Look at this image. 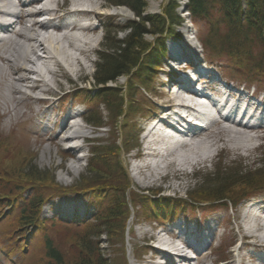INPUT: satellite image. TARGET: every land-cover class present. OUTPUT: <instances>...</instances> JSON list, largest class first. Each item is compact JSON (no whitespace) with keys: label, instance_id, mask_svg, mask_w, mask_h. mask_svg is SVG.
Instances as JSON below:
<instances>
[{"label":"rangeland","instance_id":"obj_1","mask_svg":"<svg viewBox=\"0 0 264 264\" xmlns=\"http://www.w3.org/2000/svg\"><path fill=\"white\" fill-rule=\"evenodd\" d=\"M171 1L178 6L176 14L181 19L182 24L179 23L176 28L170 29L172 30L171 35L167 36V40L166 38L155 40L151 36L144 38L151 48L144 56L147 58L143 57L141 64L148 63L151 69H146L140 65L136 70L143 71L144 69L141 73L143 76L145 71L148 72L145 79H141V82L138 83L133 76L131 78L119 77L116 83H109L106 86L112 90H118L124 103L123 111L127 112L125 117L115 121L109 115L108 108L101 105V99L94 98L92 93L96 90L94 84L96 66L101 62L97 53L107 49L105 39L108 37L115 40L123 39L128 32L121 29L128 22L135 19L134 14L127 7H112L105 0H94V4L96 3L98 6L97 11L101 16L98 20L90 21L92 26L96 27V34L92 35L96 37L95 43H93L95 53H92L87 59L84 56H79L81 66L77 67V72L74 75L58 70L57 80L61 88L54 87V92L57 97L67 93V91L73 95L68 96L66 94L67 96L59 102H56V99L48 110L30 101V107L19 108L14 111V113H17L16 118L13 117V113L5 115L0 109L3 118L0 119V264H50L45 261V258H42L46 239L53 240L55 245H58L59 251H62L66 258L65 262L72 260V257H77V250L69 248L73 241L71 237L77 232L76 224L49 219L41 224L37 223L35 229L20 225V212L25 204L23 195L27 190V184L30 183L23 179V175L27 174L26 169L32 168V170H35L36 168L43 176L44 173L46 174L44 178L48 177L50 179L52 177L55 184L61 187L62 190L46 197L48 195L46 191L49 189L44 188V186L49 187V182L45 179V185L42 184L38 187L39 185L35 184V193H38L37 195L41 194L45 199H51L53 208L56 209V206L59 208L63 202L58 200L60 198L58 195L63 193L64 190L68 192L72 190L71 188L75 189L74 184L79 183L86 176L89 170L88 162L94 151H104V153L109 151L111 155L114 154L111 158L105 156L109 167L111 160L112 166L114 163L118 164V175L109 174L118 177L117 180L125 179V185L121 189L125 190L129 187L128 194L133 191L141 196V191L145 195L137 200H135V197H133V200L131 198L125 199L128 217L130 216L125 226L127 228L130 222V232L125 228L122 245L118 241L111 245L104 237L100 239L101 247L105 248V256L108 257L111 264H146L142 261L148 260L151 255L153 261L159 264L157 259L161 256L155 254L156 250L152 248L153 243H149L150 240L155 242V235L151 231L164 223L160 222L164 220V215L168 216L170 213L174 216L172 210L175 213L174 218L191 222L193 226H204L202 229L207 234L216 230L217 236L222 235L219 246L215 250H211V255L207 253L210 260L208 264H211L210 262L217 260V258L219 261H233V264H251L249 258L256 257L251 247L242 248V245L246 242L242 239L243 233L245 234L244 230L242 232V227L250 226V213L255 210H250L244 218L245 213H247L245 211H248L249 206L256 203V200L264 198V189L259 187L249 189V191L255 192L253 198L232 208L228 207L227 204V207L225 205L223 207L215 205L209 208L206 205H195L193 210L190 207H185L183 210H180V207L171 209L172 206L164 205L162 201L148 198L151 195L150 193L155 192L160 193L161 198L185 200L189 192L195 189L199 190L198 188L203 185V182L213 180L210 177L214 169H233L238 168L240 164L242 167L239 168H243L242 170L253 168L256 165H252V163L259 162L264 153V127L246 131L248 138L253 137V139L246 140L245 145H239L236 139L231 138L233 134L220 132L221 128L226 126V123L222 122L211 129L207 136L205 135L208 138L207 142L212 144L211 150L208 149L209 154H207L210 161L206 164H198L192 168L188 166L183 169L177 166L167 168V166L163 167L162 165L156 175H149L152 169H148L146 166L153 163L139 154L140 152L146 153V147L149 149L156 148V146L150 148L149 143H144V131L146 126L151 124L150 118L159 115L160 111L157 107L165 106L164 102L167 101V98L166 96L163 97V94L169 92L168 94L171 95L179 88L174 87L172 89L168 81L182 80L185 82L191 78L196 80L200 76H195L193 70H197L198 67L200 73L203 74L201 71L207 68L211 73L210 77L219 78V81L222 79L227 84L230 83L229 87L231 88H236L238 91L247 90L249 94L254 90L260 98L264 95V68L255 75L249 74L244 70H235L232 66L234 64L233 58L225 53H207L208 57L206 58L204 52L205 62L211 65V68H208V65L207 67L204 66V64L193 65L197 64L196 60L202 61L200 42L206 31V26L202 23H192L187 10V0ZM165 2L166 0H147L144 16L159 14ZM119 8L124 9L127 13L124 15L116 14V10ZM51 33L57 34L55 31ZM171 44L179 46V50L170 49L169 45ZM192 48H194L193 54H190ZM170 50L175 51V57L169 55ZM182 54H187L189 58L193 55L194 59L192 61H188L184 57L182 59ZM73 55L77 56L76 53ZM180 57L182 60H180ZM189 66H193V68L191 69ZM183 67L191 69V72H182ZM1 68L0 74L4 71ZM199 71L197 70V72ZM29 76L34 78L32 75ZM139 77L141 76L139 75ZM133 83L138 85V88H136V85L131 87ZM184 85H194V82L185 83L183 87ZM0 92L7 95L6 90L0 89ZM44 93L52 98L51 92H42L36 94V96L41 98V94ZM13 97L22 99L18 95ZM77 103H83L82 106L77 107L78 110L84 113L82 118L91 110V114L93 113V116L100 118V122L107 126L101 131H95L93 125L87 122L88 124L84 123L87 136L84 143L80 137L77 138V135H75L72 139H69L70 141L59 143L58 139L56 143L51 144L48 140L51 137L50 135L57 131L65 116L77 110V108L71 109ZM0 104L10 107L11 100L4 98L3 101H0ZM44 111H46L45 114H43ZM57 116L59 119H56ZM10 119L11 122H9ZM53 125H56L55 129H52ZM161 132L158 129L155 138H158ZM205 136H199L198 139ZM161 146L159 144L157 148L160 149ZM76 147L79 150L73 151ZM139 166L143 167L141 173L134 171V168ZM121 171L123 173H120ZM118 194L109 190L97 193L88 191L75 194L76 198H72L68 205L63 206L73 208L75 204L83 200L79 203L84 209L89 210L88 218L90 220L94 212L98 216H102L106 206L108 207L112 202H116ZM121 200L123 204V195H121ZM138 204H140V211H137L139 208L137 209L135 206ZM180 211H183V214L179 215ZM53 212L51 209V213L47 212L46 215H52ZM156 216L159 218L156 219ZM169 220H166L165 223ZM161 227L165 229L163 226ZM140 234L141 236L146 235V239L138 238ZM230 245L233 246L229 248ZM227 257H229V260Z\"/></svg>","mask_w":264,"mask_h":264},{"label":"trees","instance_id":"obj_2","mask_svg":"<svg viewBox=\"0 0 264 264\" xmlns=\"http://www.w3.org/2000/svg\"><path fill=\"white\" fill-rule=\"evenodd\" d=\"M105 1L112 7H127L135 16L134 20L128 22L121 29L128 32L123 39L106 38L107 49L97 53L101 62L96 66L94 77L96 90L92 93L94 98L101 99V105L108 108L109 115L116 121L125 117L127 112L123 111L124 103L118 90H112L106 86L109 83H116L119 77L131 78L133 76L138 83L141 79H145L148 72L145 71L143 76L141 75L144 71L143 68V71L136 70L140 65L151 69L148 63L141 64L143 57L151 48L144 38L146 36H151L155 40L166 38L182 22L176 14L178 6L171 0H166L159 14L146 16L144 13L147 8V0ZM187 10L192 23H202L206 26V31L200 42L206 58L208 57L207 53H225L233 58L234 69L244 70L253 75L261 72V69L264 68V0H187ZM135 71L137 72L135 73ZM134 85L136 84L133 83L131 87ZM87 116V122L94 127L103 125L100 118L93 116V113ZM91 155L86 176L79 183L74 184L75 189L71 188L72 190L68 192L92 191L97 193L109 190L112 193H119L118 198L116 202L106 206L104 214L99 216L95 222H84L77 227V232L71 237L73 241L69 245L70 249L77 250V257H72V260L65 262L66 258L62 251H59L58 245L56 246L53 240L46 239L42 258H45L47 263L111 264L103 254L100 238L105 237L111 245H114L116 241L122 245L125 223L128 218L125 199L133 200L135 197L137 200L141 196L133 191L128 194L129 187L125 190L121 189L125 185V179L117 180L118 177L109 174L118 175L119 173L118 164L114 163L112 166L111 160L110 167L107 165L106 156L111 158L114 154L111 155L109 151L107 153L94 151ZM252 165L256 166L245 168V170L239 168L242 167L241 164L238 165V168L233 169L216 168L210 177L213 180L203 182V185L199 186V190L195 189L189 192L185 200L159 197L158 201L164 202L163 204L169 205V207L172 206L171 209L180 207V210L185 207H190L193 210L195 205L226 206L227 203L238 205L242 200L253 196L255 192L249 191V189L258 187L264 189V153L263 158ZM26 170L27 174L23 175V179L30 182L27 184L29 196L21 208L20 225L35 229V225L39 222V210L45 199L41 194L35 193V184H38V187L42 184L45 185V179H47L49 187L44 186L49 189L46 191L48 194L46 197L54 195L62 188L55 184L52 177L44 178L46 174L44 173L43 176L36 168L35 170L32 168ZM63 193H67V190H64ZM154 194L156 195L153 197L157 196V193L154 192ZM121 195L124 198L123 204ZM180 212L183 213V211ZM172 213L175 215L173 210ZM171 215L169 213L165 219Z\"/></svg>","mask_w":264,"mask_h":264},{"label":"bare ground","instance_id":"obj_3","mask_svg":"<svg viewBox=\"0 0 264 264\" xmlns=\"http://www.w3.org/2000/svg\"><path fill=\"white\" fill-rule=\"evenodd\" d=\"M14 1L0 0V16L7 15L2 8L17 7L16 11L13 10L12 12L13 17L16 18V22L8 26H0V30H5L4 34L6 37L4 40L1 39L2 41L0 40V68L3 67L1 69H4L0 74V78H2L0 79V89L7 91V95H3L0 92V101H3L4 98L11 100L10 107L5 106L7 103L0 104V109L2 110L0 111L5 115L13 113V117L16 118L17 113H14V111L19 108L30 107V101L35 105L43 106L45 110H48L52 105V102L56 101V99V102H59L67 95H73L67 91V93H64L65 95L61 94L57 97V94L54 92V87L61 88V85L57 80L58 70L65 71L69 75H74L77 72V67L81 66L79 56H84L87 59L92 53H95L93 43H95L96 37L92 35L96 34V27L92 26L90 21L98 20L101 14L98 13V6L96 3L94 4V0H63L62 2L58 0ZM37 1L43 2V12H48L54 20L60 21L57 28L53 27V24L50 21L35 22L33 17L38 15L39 12H22V10H26ZM16 13L18 15H16ZM126 13L127 12L121 8L116 10V14L118 15H124ZM80 22L86 23L81 25ZM54 31L57 32V34L51 33ZM74 53H76L77 56L73 55ZM183 57L187 58L188 56L187 54H182V58ZM29 75L34 76V78ZM20 84L25 85L20 86ZM174 87H176V85H174L173 88ZM42 92H51L52 98L41 100L36 94ZM168 93L163 94V97L166 96L167 101L164 102L165 106L157 107L158 111L168 113L172 109L180 108L192 112V108H184V106L187 105H196L192 96H196L197 94L193 92L190 87H179L171 95ZM186 94L189 96L185 98L184 95ZM14 95H18L22 97V99L14 98ZM244 110L246 113H252L254 108L252 110V107L248 106ZM45 112L46 111H44L43 114H45ZM1 118L2 115L0 114V119ZM56 119H59V117L57 116ZM72 119V113H69L63 118L57 131L54 134H51V137L48 139L51 144L56 143L58 139L59 143L70 141L69 139H72L75 135L84 140L86 139L87 136L85 134L84 125L81 126L74 122L72 123ZM150 119L156 120L158 119V115H155ZM9 122H11V119ZM225 123L226 126H223L220 132L229 135L233 134L231 138L236 139L237 142H239V145H245L246 140L253 139V137L250 139L248 138L246 135L248 128L242 126L240 122L235 124L226 119ZM155 126H160L162 129H172L167 122L162 120H159L154 127ZM216 126H218V124ZM154 127L152 129H154ZM55 128L56 125H53L52 129ZM209 131L210 130L200 131L193 135V137L186 135L187 139L185 142L178 145L167 142L166 144L168 146L165 149L162 147L160 149L157 148L159 144H163L161 139L163 133H159L158 138L154 137L152 143H149L150 148L154 146H156V148L149 149L146 147V153L140 152L139 154L141 157L144 156V158L146 157L148 161L153 163L146 166L148 169H152L150 170L149 175H156L162 165L163 167L167 166V168L177 166L183 169L188 166L189 168H192L198 164H206L210 161V157L207 156V154H209L212 146L210 142H207L208 138H206ZM157 132L158 131H155L154 133L157 134ZM185 133H189V130H185ZM199 136L205 137H200V139H198ZM76 150H79V148L76 147L73 149V151ZM134 171L141 173L143 167H136L134 168ZM263 202H261L262 206H260L258 201H256V203L249 206L248 211H245L247 213H245L244 218H246L248 212L253 206L259 205L258 208L254 209L255 211L253 213H250V226L246 228L242 227V232L243 230L245 232V234L243 233L242 239L246 241L245 244L242 245V248L251 247L253 251L264 252V233H261L264 232ZM135 231L137 230L135 229ZM259 232L260 234L258 235ZM160 233L169 236V232H166V229H162ZM138 238L145 240L146 235L141 236L140 234ZM178 253L180 252L178 251ZM155 254L162 256L165 260V264H172L169 255L159 251H156ZM150 257L151 258L148 260H143L142 262H145L146 264H157L153 261L152 255ZM179 257L185 261V255L180 254ZM227 259L229 260V257H227ZM254 259V256L249 258L251 262H253ZM209 261V255H205L200 258L198 264H208ZM213 262L214 261H211L210 263L213 264ZM223 264H233V261L229 260Z\"/></svg>","mask_w":264,"mask_h":264}]
</instances>
